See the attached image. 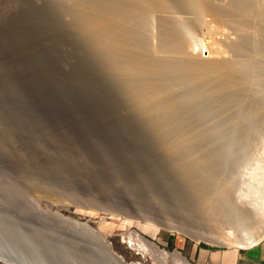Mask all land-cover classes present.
<instances>
[{
    "label": "rangeland",
    "instance_id": "rangeland-1",
    "mask_svg": "<svg viewBox=\"0 0 264 264\" xmlns=\"http://www.w3.org/2000/svg\"><path fill=\"white\" fill-rule=\"evenodd\" d=\"M95 1L109 8L111 0ZM173 1L181 7L182 17H186L184 21L188 23L192 52H199L200 48L206 56L226 55L224 48H219L223 50L219 51L211 43L225 39L224 32L229 28L222 19L228 16L223 15V18L208 11L201 13L188 0H185L187 4L182 0ZM64 7L52 0H0L1 164L9 167L22 165L12 158V147L7 145L9 141L16 142L15 149L19 152L29 150V146L35 153L54 156L55 169L46 180L52 192L48 196L64 205L62 211L66 215L87 222L104 233L112 248L127 262L156 264L154 259L137 254L129 246L127 231L135 228L162 248L178 249L194 264H221L226 261L228 264H253L239 258L245 248L220 246L203 239L196 241L163 225H153L146 219L167 217L173 223L193 226L200 231L216 233L220 228L225 237H238L237 230L224 221L216 225H213L214 221H208L199 203L200 197L199 200L193 198V193L186 187L195 190V194L209 191L211 188L206 178L211 175L219 181L220 170H230L231 167L234 169L232 193L237 194L241 190L243 194H258L252 191L249 180L256 176L264 178L257 167L262 161L256 159L263 150L264 139L257 143L261 145L257 147L252 145L253 135L248 138V144L238 141L235 145H243L244 150H249V155H254L247 158L246 150L236 166L232 159L223 161L222 155L219 158L210 157L211 154L219 155V149H224L219 144L207 141V146H203L198 144L201 138H189L182 144L171 139L174 142L172 145V141L159 138L150 126L133 114V102L123 91L127 88V81L108 68L107 54L92 48L85 38L73 31L77 26L75 21L67 23L63 20V13L69 12L70 17L73 14V10ZM207 50H211L210 53ZM192 144H195V147L191 146L195 148L193 151L196 146H202H198L201 153L199 150L196 151L198 154L194 153L201 158V162L197 163L200 165H189L193 161H190L187 151ZM209 150L215 151L211 153ZM177 157L188 159L190 163L187 166L192 170H181ZM202 158L205 159L203 162ZM210 162H217L219 166ZM194 165L200 172L197 168L193 169ZM194 184L200 188L194 187ZM260 198V201L264 200L263 196ZM260 207L258 213L263 218L264 204ZM257 226L256 231L261 230V224ZM247 231L249 227L241 232ZM5 247L6 244L0 241V248ZM22 253L31 255L26 250ZM41 256L43 260H51V264H60L48 254Z\"/></svg>",
    "mask_w": 264,
    "mask_h": 264
},
{
    "label": "bare ground",
    "instance_id": "bare-ground-1",
    "mask_svg": "<svg viewBox=\"0 0 264 264\" xmlns=\"http://www.w3.org/2000/svg\"><path fill=\"white\" fill-rule=\"evenodd\" d=\"M52 1L73 10L75 17L71 13L70 17L67 11L63 13V20L67 23L75 21L77 26L72 28L73 31L85 38L92 48L107 54L108 68L127 81V90L124 88L123 91L133 102V114L150 126L159 138L168 142L177 140L179 144L189 138H201L198 144L203 146H207V141L219 144L224 149L221 151L218 147L219 155L211 154L210 157L222 155L223 161L232 159L236 166L248 150H244L243 145H235L238 141L248 144V138L253 135L252 145L261 146L257 143L264 139V0H188L201 13L208 11L228 16L222 19L229 28L224 32L225 39L211 43L215 48H224L227 53L224 56H206L200 48L199 52H192L188 23L184 21L186 17H182L181 7L173 0H111L110 5L107 4L109 8L95 0ZM7 145L12 147V158L22 165H10L11 168L2 165L0 151V241L6 244L1 251L34 264H51V260H43L42 254L50 255L60 264H141V261L127 262L112 248L104 233L87 222L66 215L62 211L64 205L48 196L51 190L46 180L55 169L54 156L35 153L29 146V150L19 152L15 149V141H9ZM193 145L195 147L192 144L190 150H186L193 163L189 164L184 157L174 158L181 170L189 169L188 164L193 166L201 162V158L194 155L199 153L196 152L199 145L195 151L191 148ZM248 155V150L247 158L254 154ZM256 159L262 161L257 167L258 173L264 176V147ZM205 164L209 166V163ZM229 168H220L219 181L208 174L210 177L206 182L213 191L195 194V190L186 188L196 200L200 197L199 203L208 221H214L213 225L224 221L237 230L238 237H225L220 228L216 233L200 231L193 226L173 223L167 217L146 221L181 232L196 241L203 239L220 246L249 248L258 244L264 239V217L258 213L260 204H264V200L260 201V197L264 198V178L256 176L249 180L252 191L258 194H243L241 190L233 194L234 169ZM183 178L186 181V177ZM196 185L194 187H198ZM259 223L262 228L256 231ZM248 227L249 231L241 232ZM127 238L137 254L151 257L156 264H194L178 249L162 248L135 228L127 231ZM22 250L31 255H24Z\"/></svg>",
    "mask_w": 264,
    "mask_h": 264
},
{
    "label": "crops",
    "instance_id": "crops-1",
    "mask_svg": "<svg viewBox=\"0 0 264 264\" xmlns=\"http://www.w3.org/2000/svg\"><path fill=\"white\" fill-rule=\"evenodd\" d=\"M239 258L253 264H264V239L256 245L243 249Z\"/></svg>",
    "mask_w": 264,
    "mask_h": 264
},
{
    "label": "water",
    "instance_id": "water-1",
    "mask_svg": "<svg viewBox=\"0 0 264 264\" xmlns=\"http://www.w3.org/2000/svg\"><path fill=\"white\" fill-rule=\"evenodd\" d=\"M0 264H31L0 250Z\"/></svg>",
    "mask_w": 264,
    "mask_h": 264
},
{
    "label": "flooded vegetation",
    "instance_id": "flooded-vegetation-1",
    "mask_svg": "<svg viewBox=\"0 0 264 264\" xmlns=\"http://www.w3.org/2000/svg\"><path fill=\"white\" fill-rule=\"evenodd\" d=\"M228 263H229V262H227V261H226V262H221V264H228Z\"/></svg>",
    "mask_w": 264,
    "mask_h": 264
}]
</instances>
